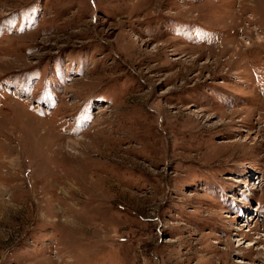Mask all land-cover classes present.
Instances as JSON below:
<instances>
[{
    "label": "rangeland",
    "instance_id": "374dc122",
    "mask_svg": "<svg viewBox=\"0 0 264 264\" xmlns=\"http://www.w3.org/2000/svg\"><path fill=\"white\" fill-rule=\"evenodd\" d=\"M0 264H264V0H0Z\"/></svg>",
    "mask_w": 264,
    "mask_h": 264
},
{
    "label": "bare ground",
    "instance_id": "6f19581e",
    "mask_svg": "<svg viewBox=\"0 0 264 264\" xmlns=\"http://www.w3.org/2000/svg\"><path fill=\"white\" fill-rule=\"evenodd\" d=\"M237 262H238V263H242V261H241V260H237Z\"/></svg>",
    "mask_w": 264,
    "mask_h": 264
}]
</instances>
